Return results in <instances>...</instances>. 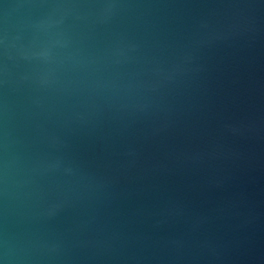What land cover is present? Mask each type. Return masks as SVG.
Masks as SVG:
<instances>
[{
	"label": "water",
	"instance_id": "obj_1",
	"mask_svg": "<svg viewBox=\"0 0 264 264\" xmlns=\"http://www.w3.org/2000/svg\"><path fill=\"white\" fill-rule=\"evenodd\" d=\"M0 264H264V0H0Z\"/></svg>",
	"mask_w": 264,
	"mask_h": 264
}]
</instances>
